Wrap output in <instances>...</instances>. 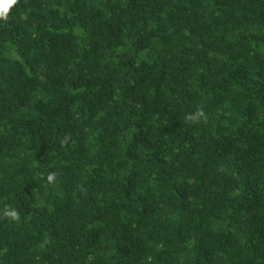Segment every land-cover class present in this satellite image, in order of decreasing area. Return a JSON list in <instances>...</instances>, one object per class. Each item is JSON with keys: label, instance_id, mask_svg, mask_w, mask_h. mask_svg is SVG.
I'll return each instance as SVG.
<instances>
[{"label": "trees", "instance_id": "trees-1", "mask_svg": "<svg viewBox=\"0 0 264 264\" xmlns=\"http://www.w3.org/2000/svg\"><path fill=\"white\" fill-rule=\"evenodd\" d=\"M0 264H264V0H17Z\"/></svg>", "mask_w": 264, "mask_h": 264}, {"label": "clouds", "instance_id": "clouds-1", "mask_svg": "<svg viewBox=\"0 0 264 264\" xmlns=\"http://www.w3.org/2000/svg\"><path fill=\"white\" fill-rule=\"evenodd\" d=\"M16 3L17 0H0V21L8 18V14L11 12ZM199 116L200 114L197 113L195 116L190 115L188 119H199ZM47 179L49 182H53L55 180V174H49ZM7 215L13 219L18 218V213L12 208L7 209Z\"/></svg>", "mask_w": 264, "mask_h": 264}]
</instances>
